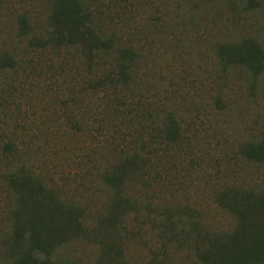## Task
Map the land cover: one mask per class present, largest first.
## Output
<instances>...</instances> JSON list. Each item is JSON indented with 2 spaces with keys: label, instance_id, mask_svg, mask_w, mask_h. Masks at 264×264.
<instances>
[{
  "label": "rangeland",
  "instance_id": "1",
  "mask_svg": "<svg viewBox=\"0 0 264 264\" xmlns=\"http://www.w3.org/2000/svg\"><path fill=\"white\" fill-rule=\"evenodd\" d=\"M263 143L264 0H0V264H204Z\"/></svg>",
  "mask_w": 264,
  "mask_h": 264
},
{
  "label": "trees",
  "instance_id": "2",
  "mask_svg": "<svg viewBox=\"0 0 264 264\" xmlns=\"http://www.w3.org/2000/svg\"><path fill=\"white\" fill-rule=\"evenodd\" d=\"M7 152H12V148L7 146ZM255 159L264 157V143L252 147L247 153ZM244 200L247 201L246 198ZM260 202V201H259ZM258 209V207H254ZM233 213L240 222L236 237H230L223 247L207 250L203 256L204 264H264V224L253 221L250 216L249 208L232 207ZM72 226L73 223H70ZM256 230L253 233L250 246L247 247L245 233L247 230ZM37 250H42L43 246L38 241L35 244ZM33 264H57L49 261L33 262Z\"/></svg>",
  "mask_w": 264,
  "mask_h": 264
}]
</instances>
